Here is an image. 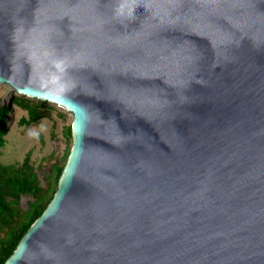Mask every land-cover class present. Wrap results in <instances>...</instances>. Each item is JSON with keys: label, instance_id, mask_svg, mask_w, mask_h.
Instances as JSON below:
<instances>
[{"label": "water", "instance_id": "water-1", "mask_svg": "<svg viewBox=\"0 0 264 264\" xmlns=\"http://www.w3.org/2000/svg\"><path fill=\"white\" fill-rule=\"evenodd\" d=\"M0 84L73 114L6 264H264V0H0Z\"/></svg>", "mask_w": 264, "mask_h": 264}, {"label": "trees", "instance_id": "trees-1", "mask_svg": "<svg viewBox=\"0 0 264 264\" xmlns=\"http://www.w3.org/2000/svg\"><path fill=\"white\" fill-rule=\"evenodd\" d=\"M14 103L28 111V117L21 121L23 125L38 123L49 115L43 110L44 101L35 104L26 98L17 97ZM10 111L11 107H4L0 102V156L9 132ZM69 134H72V128ZM48 160L46 157L45 164ZM42 168L36 169L30 156L23 162L10 165L0 162V264H6L25 234L55 197L65 165L54 162L48 168Z\"/></svg>", "mask_w": 264, "mask_h": 264}, {"label": "rangeland", "instance_id": "rangeland-1", "mask_svg": "<svg viewBox=\"0 0 264 264\" xmlns=\"http://www.w3.org/2000/svg\"><path fill=\"white\" fill-rule=\"evenodd\" d=\"M17 97L26 98L35 104L43 102L19 95L10 86L0 84L1 105L11 107L8 116L9 132L5 137L6 145L2 149L0 162L3 165H10L23 162L30 156L31 163L39 170L43 169L42 167L48 168L54 162L66 167L73 147V133L69 134L73 124V114L61 106L44 101L45 108H42L49 115L38 123L23 125L21 121L24 117H28V111L14 103ZM46 157L50 160L45 164Z\"/></svg>", "mask_w": 264, "mask_h": 264}]
</instances>
